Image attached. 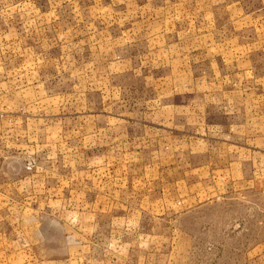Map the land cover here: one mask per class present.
Segmentation results:
<instances>
[{
  "label": "rangeland",
  "instance_id": "obj_1",
  "mask_svg": "<svg viewBox=\"0 0 264 264\" xmlns=\"http://www.w3.org/2000/svg\"><path fill=\"white\" fill-rule=\"evenodd\" d=\"M214 18L243 55L237 66L264 74V0H0V264H264L257 198L203 196L202 175L190 183L180 169L193 159L125 141L117 90L114 123L105 115L108 75L128 94L142 81L154 100L155 71L172 67L134 35L137 46L118 45L126 25ZM106 31L109 45L94 44ZM137 52L142 63L123 60Z\"/></svg>",
  "mask_w": 264,
  "mask_h": 264
},
{
  "label": "crops",
  "instance_id": "obj_2",
  "mask_svg": "<svg viewBox=\"0 0 264 264\" xmlns=\"http://www.w3.org/2000/svg\"><path fill=\"white\" fill-rule=\"evenodd\" d=\"M214 20L197 22L196 25L186 23L184 26L162 20L126 25L124 29L128 34L123 33V40L116 41L118 45L137 46V43L131 42L135 36L138 44L160 47L152 54L157 60L171 62L172 67L161 74L155 71V84L150 85L153 86L154 100H146L142 81H136L133 92L128 94L125 83L115 88L114 75L111 81L108 75L107 89L112 88L107 92L105 115L108 124L112 119L114 123V90H117V106L123 114L120 120L125 141L136 145L141 141L162 142L170 148L168 153L171 156L165 157L170 163L175 161V153L193 159L180 169H187L190 183H200L197 175H202L203 196L209 198L216 193L225 197L234 195L236 201L245 202L247 206H254V198H257L264 219V86H259L260 82H257V77H264V74L262 76L252 69L237 66L244 60L243 55L236 43L220 42L215 32L224 23ZM183 29L186 30L184 37ZM110 37L106 31L105 37L95 40L94 44L109 45ZM74 40L77 45L78 38ZM211 50L215 53L211 54ZM146 56L140 52L126 53L123 60L142 63ZM155 56L151 55V58ZM227 60L236 63V68L229 71L195 68L196 62L219 63ZM178 62L188 64H173ZM119 66L112 64L114 68ZM130 69H125L124 73H131ZM80 108L83 112L87 107L84 104ZM134 126L138 129H132ZM195 142L198 144H193ZM172 166V169H178L179 165ZM2 236L3 232L0 233ZM2 244L0 241V246ZM7 246L6 251H12ZM261 250L264 251L263 247Z\"/></svg>",
  "mask_w": 264,
  "mask_h": 264
}]
</instances>
